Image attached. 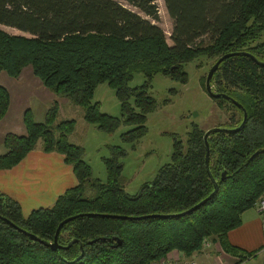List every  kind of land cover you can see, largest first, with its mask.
I'll return each mask as SVG.
<instances>
[{"label": "trees", "instance_id": "obj_1", "mask_svg": "<svg viewBox=\"0 0 264 264\" xmlns=\"http://www.w3.org/2000/svg\"><path fill=\"white\" fill-rule=\"evenodd\" d=\"M164 1L174 22L172 44L152 21L159 19L155 0H0V26L24 33L0 27V72L18 78L30 67L46 88L82 106L88 123L107 132L123 124L133 126L121 137L135 144L146 135L147 116L157 107L149 92L155 75L185 83V64L202 56L217 60L249 52L264 62V39L260 40L264 0ZM135 72H142L146 81L133 87L129 83ZM206 79L202 78L205 88ZM105 82L116 91L121 116L103 112L100 102L93 100L95 89ZM212 85L216 92L242 103L248 121L238 132L208 137L210 170L219 189L183 216L159 215L181 213L215 189L206 167V131L198 124H192L186 142L174 138L171 162L131 194L122 175V158L127 154L123 147L110 146L103 181L93 177L84 147L69 140L75 119L57 122V103L44 121L26 109L24 133L11 132L4 138L7 151L0 154V170L18 165L42 140L45 152H58L72 165L78 183L52 206L28 215L19 201L0 190V264H151L174 250L189 257L207 249L208 240L236 256L235 264L257 256L264 247L247 251L231 243L229 232L264 196V65L249 55L233 54L220 63ZM220 98L239 114L226 127L240 125L242 109ZM10 103L9 89L0 84V120ZM72 216L76 218L61 228L57 249L26 233L53 242L59 224ZM73 239L77 241L66 247Z\"/></svg>", "mask_w": 264, "mask_h": 264}, {"label": "rangeland", "instance_id": "obj_2", "mask_svg": "<svg viewBox=\"0 0 264 264\" xmlns=\"http://www.w3.org/2000/svg\"><path fill=\"white\" fill-rule=\"evenodd\" d=\"M123 3L125 2L123 1ZM155 3L159 9V19L150 20L164 30L168 42L172 44L171 33L174 22L168 13L165 1L155 0ZM125 4L149 18L138 9ZM0 27L9 33L24 34L14 28L3 25ZM25 35L29 36L27 33ZM263 39L264 32L260 40ZM215 62V58L202 56L186 63L185 70L188 72V81L185 83L173 80L163 74L153 77L149 92L156 99L157 107L147 116L146 135L135 144L124 142L121 137L123 132L133 126L123 124L117 130L107 132L99 129L95 124L88 123L84 119L82 106L69 97L59 95L46 88L41 80L33 74L30 67L24 68L18 78L10 76L6 71H1L0 84L9 89L11 103L6 116L0 120V154L7 151L4 145L7 133H24L23 114L26 109H33L36 120L44 121L49 109L57 103L59 107L57 122L66 119H75L76 121L75 130L69 135V140L84 147V159L91 165L93 177L103 181L107 180L104 160L111 156L110 146H121L126 150L127 154L122 158L124 163L122 175L125 179L126 191L134 194L143 183L154 179L161 166L171 162L174 138L179 137L186 142L192 124L196 123L207 131L215 126H231L230 123L235 120L233 117L239 118L238 112L231 108L228 102L222 98H213L204 86L202 78L207 77ZM145 81L146 77L142 72H135L129 84L134 87ZM93 100L100 102L103 112L121 116V103L115 89L107 82L97 86ZM42 145V140H39L35 150L45 152ZM67 165L73 169L72 165ZM38 171L41 170L32 169L29 172L33 177ZM26 174L25 171L24 176ZM50 178L51 176L46 182H43V185L50 183ZM8 184L10 192L24 191L21 185L12 181L10 177H8ZM25 198L26 196L23 197V199ZM26 203L31 204V199H26ZM208 249L207 247L206 250Z\"/></svg>", "mask_w": 264, "mask_h": 264}, {"label": "crops", "instance_id": "obj_3", "mask_svg": "<svg viewBox=\"0 0 264 264\" xmlns=\"http://www.w3.org/2000/svg\"><path fill=\"white\" fill-rule=\"evenodd\" d=\"M32 169L41 171L32 177L29 172ZM49 176L50 183L43 185ZM8 177L20 184L24 191L10 192ZM77 183V177L73 169L65 163L64 156L55 152L50 154L34 149L18 165L0 170V190L19 201L25 215L33 209L52 206L60 194ZM28 198L31 199V204L26 203ZM229 240L247 251L264 247V215L257 207L243 213L242 224L229 232ZM167 256L180 260L188 257L178 250L170 252ZM189 257L196 259L198 264H235L239 260L236 256L226 253L220 244L215 242H212L208 250L195 251ZM244 264H264V249Z\"/></svg>", "mask_w": 264, "mask_h": 264}, {"label": "water", "instance_id": "obj_4", "mask_svg": "<svg viewBox=\"0 0 264 264\" xmlns=\"http://www.w3.org/2000/svg\"><path fill=\"white\" fill-rule=\"evenodd\" d=\"M233 54H245V55H249L251 56L258 64H262L264 65V62L262 61H259L253 54L249 53V52H241V53H231V54H225L221 57H219L216 62L212 65V67L210 68L209 72H208V75H207V79H206V90L207 92L209 93V95H211L213 98H220V97H223L229 101H231L233 104L237 105L239 108L242 109L243 113H244V118H243V121L242 123L237 126V127H234V128H228V127H222V126H219V127H212L210 128L209 130H207L205 132V135H204V141H205V146H206V150H207V153H206V167H207V171L210 175V177L212 178L213 180V183H214V191L208 196L206 197L205 199H203L201 202H199L198 204L192 206L191 208L181 212V213H178V214H173V215H159L160 217H163V218H166V217H174V216H183V215H186V214H189L195 210H197L200 206H202L203 204H205L209 199H211L218 191L219 189V185H218V182L216 181V179L213 177L212 173H211V170H210V144H209V141H208V137L215 133V132H238L240 130H242L247 121H248V112L246 110V108L243 106L242 103H240L238 100H236L235 98H233L231 95H228L226 93H218L216 92L214 89H213V85H212V78H213V75L214 73L217 71L218 67L220 66V63L227 57L233 55ZM107 216H113V217H117L119 215H107ZM0 218H2V216L0 215ZM74 218H76V216H72V217H68L66 219H64L58 226L57 230H56V234H55V237H54V241H47V240H42L39 236L33 234V233H29V232H26L32 239L34 240H39L41 241L42 243L46 244L47 246L53 248V249H57L58 247H60L61 245L59 244L58 242V237H59V234H60V231H61V228L63 227L64 224H66L67 222L73 220ZM5 221L9 222V220H7L6 218H4ZM21 229V228H20ZM21 231H24L23 229H21ZM75 241H77L76 239H73L72 241H70L68 243V246L72 245Z\"/></svg>", "mask_w": 264, "mask_h": 264}, {"label": "built area", "instance_id": "obj_5", "mask_svg": "<svg viewBox=\"0 0 264 264\" xmlns=\"http://www.w3.org/2000/svg\"><path fill=\"white\" fill-rule=\"evenodd\" d=\"M258 210L264 215V196L257 203ZM212 243L208 240L206 246L209 248ZM151 264H198L196 259L187 257L185 260L172 259L171 257H162Z\"/></svg>", "mask_w": 264, "mask_h": 264}]
</instances>
